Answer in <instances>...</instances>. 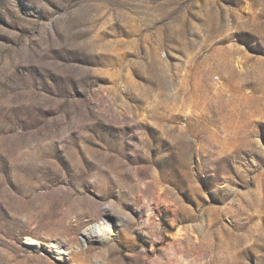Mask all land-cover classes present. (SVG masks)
<instances>
[{
  "label": "rangeland",
  "instance_id": "1",
  "mask_svg": "<svg viewBox=\"0 0 264 264\" xmlns=\"http://www.w3.org/2000/svg\"><path fill=\"white\" fill-rule=\"evenodd\" d=\"M0 264H264V0H0Z\"/></svg>",
  "mask_w": 264,
  "mask_h": 264
},
{
  "label": "bare ground",
  "instance_id": "2",
  "mask_svg": "<svg viewBox=\"0 0 264 264\" xmlns=\"http://www.w3.org/2000/svg\"><path fill=\"white\" fill-rule=\"evenodd\" d=\"M54 245H55V244H54ZM56 247H58V248H59V247H61V246H58V245H57ZM59 249H61V248H59ZM60 251H61V250H60Z\"/></svg>",
  "mask_w": 264,
  "mask_h": 264
}]
</instances>
